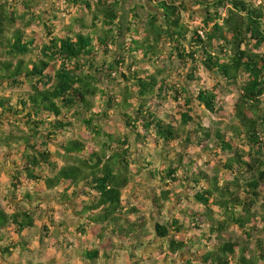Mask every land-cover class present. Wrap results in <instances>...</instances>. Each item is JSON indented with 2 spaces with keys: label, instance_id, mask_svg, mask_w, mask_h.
<instances>
[{
  "label": "trees",
  "instance_id": "trees-1",
  "mask_svg": "<svg viewBox=\"0 0 264 264\" xmlns=\"http://www.w3.org/2000/svg\"><path fill=\"white\" fill-rule=\"evenodd\" d=\"M66 1L78 15L56 35L63 18L58 13L65 10L37 12L41 0H0V156L13 164L15 198L34 201L46 193L73 203L68 205L72 215L84 218L75 232L96 242L80 251L89 264L114 260L118 241L128 243L130 264H139L138 253L152 235L164 241L166 258L190 252L198 264H264L258 229L264 221V0H192L202 12L194 28L186 23L190 9L184 0H145L156 11L146 16L139 10L144 6L132 9L125 54L112 62L123 35V0ZM34 22H42L47 41L35 32L28 35ZM180 69L189 88L179 80ZM202 70L237 92L231 112L221 104L217 87L201 85ZM171 101L178 104L176 112L166 108ZM201 108L229 118L232 135L213 131ZM111 112L125 119L122 132L97 125ZM78 123L96 148L70 136ZM137 142L144 148L176 144L214 152L229 178L212 176L183 151L142 155L148 165L143 186L161 185L151 193L159 215L177 205L170 223L155 220L150 229L143 207L125 205L141 184L133 157ZM222 152L230 157L222 159ZM171 186L186 188L190 197ZM49 221L46 232L54 228L75 248L67 221L57 223L53 216ZM36 227L30 211L10 213L0 205L2 259L47 264L13 258L18 250L31 252L26 234ZM7 229H13L14 239ZM194 262L186 258L181 264Z\"/></svg>",
  "mask_w": 264,
  "mask_h": 264
},
{
  "label": "rangeland",
  "instance_id": "rangeland-1",
  "mask_svg": "<svg viewBox=\"0 0 264 264\" xmlns=\"http://www.w3.org/2000/svg\"><path fill=\"white\" fill-rule=\"evenodd\" d=\"M60 1V2H59ZM187 3L190 14H185L186 23L194 28L201 24L202 19V12L199 10L194 9L192 0H184ZM138 5L144 6L146 9L141 10L148 16V12H155L156 10L153 9L148 5L145 0H123V13L121 18V25L123 27V35L122 38L118 41V47L115 58L110 59L112 62L116 59L117 56H123L125 46L127 44V37L128 35V24L131 21V14L132 9L136 8ZM60 7V9L65 10L64 13H58L63 16L60 19L59 24H56V32L55 34H64L65 29L72 23V18L78 15V11L76 8H72L68 6V2L66 0H41L40 6L37 8V12H43L45 8L46 11H49L50 8L53 7ZM160 13L159 11H157ZM44 19L48 17V15L43 16ZM21 28L24 27V24L20 25ZM33 32L38 33L39 37L42 38L44 41H47L50 37L48 32L46 31L45 27L42 25V22H34L32 24V28H30L27 33L30 36H33ZM175 66H179L177 61H174ZM144 69H148V67H144ZM180 74L182 75V79L179 77V80L182 81L187 88L190 87L186 73H184L183 69H180ZM201 85L208 88V89H215L217 87L221 100V104L230 110L233 109L235 105L238 95L237 92H231V90L223 85H217V82L209 72L201 71ZM166 108L170 112H176L178 110V104L171 101L166 105ZM200 112L201 117L205 124H207L213 131L220 129L221 131L226 132L228 135H232L229 131L230 125L233 123L230 121L229 118H219L210 112L201 108L198 110ZM178 118L179 115H178ZM125 119L123 118L121 113H113L111 112L110 118L101 117L98 119L97 125L102 126L104 128H108L116 133L122 132L123 123ZM70 136L74 138H83L88 141V143L92 146V148H96V143L89 136L84 129V127L78 123L75 129H72V133ZM52 151H55L56 147L54 144L50 145ZM163 151H169L170 155L174 153H179L183 151V153H188L190 157L194 158L197 163L207 172H209L212 176L220 177L221 179H227L229 176L224 172H222V165L219 164L221 158H217L216 156H211L214 152H204L202 149L196 150H186L182 149L179 145L170 144L165 146L163 144H157L155 146H151L150 148H144L141 143H135L134 148V158L137 161V168L140 170L141 176L138 177L137 182L140 181V185L136 189L135 192H131L128 198L125 201V205L127 207H143V212L141 216L149 220L150 218V229H154L156 221L161 222L162 224L170 223L172 219L177 216V205L176 204H169L168 209L164 216L159 215L156 206L153 203L151 198V193H153L154 189L161 187L160 184H149L143 186L144 180L141 181V178L145 176V170L143 168H148V165L145 164L143 161L142 155H152L155 158L159 157V154ZM221 151V150H218ZM222 159L224 156L230 157L229 153H224L220 155ZM14 167L11 164L10 160L7 159L5 156H0V205L6 209L8 212H13L18 209L28 210L30 211L37 219V227L32 231L26 234V239L30 241L32 247L31 252H24L21 254V251L18 250L15 252L13 258H18L20 255L24 259H34L36 261H43L47 264H54L58 263H65V264H89L85 262V260L81 257L80 251L83 247L89 246L91 244H95V239L88 240L85 237L77 234L75 231L78 225L84 221V218L79 220V216L72 215L71 211L68 209V205H73V203L65 204L62 202H58L56 197L48 196V194H44L43 197H39L34 201H23L20 199H16L13 193L11 186V179L10 173L13 171ZM26 184H24L25 186ZM141 186V187H140ZM11 189V190H10ZM166 189V188H165ZM175 192H179L181 196H185L187 199L190 197L188 195V190L184 187L178 186H171L168 187ZM11 195L8 197V195ZM19 196H17L18 198ZM264 199H262L263 201ZM57 201V202H56ZM192 202V201H191ZM186 202L190 207H194L193 203ZM53 216L57 223L65 220L68 223V236L71 240H74L75 248H69L67 243L69 242L62 233H58L51 227L50 231L47 233L45 230V225L50 224V217ZM157 217L159 219L157 220ZM261 219V218H259ZM156 220V221H155ZM51 225V224H50ZM259 230H263L261 237L264 240V221H261L258 226ZM6 235L10 237V239H14L16 235L13 232V229H7L5 231ZM239 238L242 240L244 239L245 235L241 232H238ZM259 239V238H258ZM7 243L8 241H4ZM164 241L158 237L152 235V238L149 243H146V246L139 251L138 258L136 261L139 264H181L185 261L186 258H191L195 262L194 264H198V256L194 253L184 252L178 258H166L164 249H163ZM128 243L118 241L117 244V252L115 254L114 260L109 261L106 263L104 260H101L99 264H130L127 255L131 252V250L127 249ZM0 264H16L12 260L4 261L0 256ZM134 264V263H133Z\"/></svg>",
  "mask_w": 264,
  "mask_h": 264
}]
</instances>
